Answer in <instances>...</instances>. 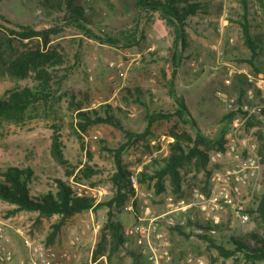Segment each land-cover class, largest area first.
I'll return each mask as SVG.
<instances>
[{
    "label": "rangeland",
    "instance_id": "rangeland-1",
    "mask_svg": "<svg viewBox=\"0 0 264 264\" xmlns=\"http://www.w3.org/2000/svg\"><path fill=\"white\" fill-rule=\"evenodd\" d=\"M42 1L0 0V14L5 16V19L0 17V34L4 32L8 35L0 36L7 38L2 52L3 60L15 57L37 43L36 40H21L9 30H18L20 25L43 29L57 23L56 15L47 12ZM122 1L84 0L94 9V23L89 26L101 36L106 34L117 38L121 44L101 43L79 33L74 27H62L59 34L51 36V44L58 48L63 62L49 68L52 86L49 100L32 106L20 122H0V171L9 166L32 167L36 175L31 186L33 195L55 191L57 179H62L80 195L92 197L93 190L96 202L112 196L111 177L116 165L108 149H116L125 142L124 133L104 123L94 124L86 132L81 131L76 124L79 107H82L81 110L94 108L102 111V106L110 105L123 126L136 133L144 131L150 112L171 114L175 110V102L168 92V80L171 78L168 61L174 39L173 29L165 24L159 14L135 11L133 3L128 7ZM200 1L207 2V10L192 17L186 26L188 46L183 51V61L175 79L176 88L186 99L202 132L209 138L217 135L224 124V115L230 112L223 94L235 98L239 105L262 106L249 119L243 132V136L258 143L261 156L258 187L248 201V208L252 210L250 221L245 225L240 224L232 209L227 208L220 211L221 222L215 226L217 231L212 235L227 246L230 235L241 236L253 244L254 240L249 236L252 231L264 236V219L258 212L264 190V52L258 58L262 70L256 72L246 61L250 51L244 43L240 24L245 11L243 0ZM245 1L250 11L248 16L253 24L252 31L264 35L263 0ZM133 36L137 38L134 45H122L126 39L132 40ZM244 68L246 72L242 71ZM249 77L253 78V82L249 81ZM226 79H230V82L227 83ZM35 84L33 76L12 78L0 71V97L9 90L34 87ZM250 89L253 90L252 95L248 93ZM138 94L141 101L136 99ZM235 116L240 118L242 112ZM172 124L173 121L168 119L155 121L147 142L140 141L123 154V165L130 171V177L136 176L139 188V194L134 192L121 206L122 213L132 217L133 223L130 224H146L149 216L170 211L172 203L180 205L181 201L190 202L194 189L205 194L209 191L200 189L205 174L195 169L183 170L188 192L180 197L172 192L168 178L167 189L160 194L155 191L154 181L149 178L140 180L141 172L146 170L153 174L154 168L163 164L162 159L168 155L169 144L174 141L170 134ZM54 126L60 128L65 156L75 167L68 168L73 170L72 175H67L66 166L52 156ZM214 151L209 150L208 167L214 169L211 178L217 171L224 173L232 168L227 160H212ZM87 164L96 170L90 177L81 172ZM104 189L106 192L102 191ZM251 190L252 184L244 186L243 197H249ZM149 194H153V197H149ZM127 206L133 210L126 209ZM13 209V205L0 201V220L7 223L5 228L20 225L27 228L31 235L45 240L53 224L59 220L56 215L40 218L36 212L12 213ZM196 210L190 208V212L199 214ZM105 214L106 210L102 208L97 212H83L68 220L60 231V243L88 224H101ZM198 224H203L200 218ZM189 226L191 229L186 230L190 233L189 238L173 233L171 227L158 226L157 233L165 232L167 240L171 242L169 246H172L173 252L170 253L175 263L191 257L202 258L206 264H247L242 256L222 257L215 249H205L206 244L197 237L192 225ZM137 239L142 240L139 236ZM163 241L152 238L155 245ZM18 244L23 245V241L18 240ZM146 244L142 241L138 248ZM179 248L185 251L180 258Z\"/></svg>",
    "mask_w": 264,
    "mask_h": 264
},
{
    "label": "trees",
    "instance_id": "trees-1",
    "mask_svg": "<svg viewBox=\"0 0 264 264\" xmlns=\"http://www.w3.org/2000/svg\"><path fill=\"white\" fill-rule=\"evenodd\" d=\"M122 3L128 7L133 3L135 11L159 14L165 24L173 29L174 39L168 61L171 69L168 92L175 102L174 112L171 114L160 111L150 112L147 116L146 128L143 132L136 133L127 130L123 126L122 120L115 116L110 105L102 106L100 108L102 111L94 108L81 110L82 107L77 109L76 116L78 120L76 124L81 131L86 132L94 124L104 123L120 129L124 133L125 142L116 149H108L114 157L116 171L111 177L113 194L105 201L96 202L91 196L78 194L67 181L62 179H57L55 191L33 195L31 186L36 175L32 167L9 166L0 171V201L13 205L12 213L28 211L36 212L40 218L55 215L59 217V220L53 224L47 239H44L47 245H58L60 243V231L68 220L83 212L91 210L97 212L99 209H105L106 214L98 232L94 259L106 255L110 264H122L124 262V257H121L119 252L123 249L127 239L125 227L132 219V217L130 218L121 211V206L135 192L130 181V171L123 165L124 152L140 141L147 142L155 121L159 119L172 120L170 134L173 136L174 141L169 144L168 155L162 159L163 164L159 168H154L153 174H149L146 170L141 172L140 180L149 178L154 181L155 191L160 194L166 191L168 178L172 186V192L180 197V195L184 196L188 192L183 170L195 169L204 172L205 177L200 184V189L206 191L210 189V179L214 172L213 168L208 167L209 150L214 149L217 151L225 147V136L229 124L237 113L231 111L225 114L222 119L223 126L215 137L209 138L202 132L187 105L186 99L178 93L176 88L175 79L183 61V51L188 46L186 26L192 17L201 11L207 10V2L200 0H123ZM242 3L245 11L240 23L241 31L244 43L250 51L246 61L256 72H260L262 67L258 65V58L264 52V35L252 31L253 24L249 20L248 14L250 11L247 2L243 0ZM261 3L264 14V0ZM41 4L47 12L56 15L58 18L57 23L43 29H36L31 25H20L18 30H9L13 36H18L21 40H36L37 43L34 47L19 52L9 60H3L2 52L7 38L0 37L1 73H5L12 78L33 76L36 83L34 87L25 86L9 90L3 97H0V122L5 120L20 122L32 106L49 100L52 87L49 68L63 62L62 54L57 51L56 46L51 44V36L59 34L62 27H74L79 33L101 43L121 44V41L117 38L106 34L101 36L89 26L94 23V9L90 5H86L84 0H43ZM0 17L5 19V16L1 14ZM0 36L8 35L2 32ZM136 39V36H133L132 40L126 39L122 45L132 46L137 42ZM136 99L141 101L140 94ZM59 130L58 126H54L51 153L58 163L66 166L67 175H72L73 170H68V168L75 169V167L70 164L65 156L64 143ZM262 149L264 159V141ZM81 172L90 177L96 170L93 166L87 164L81 169ZM248 211L251 212L252 210L248 208ZM258 212L264 219V190L260 196ZM189 225H192V222ZM172 228L173 233L184 234L182 235L185 236L184 238H189L190 233L186 232L185 227L176 226ZM249 236L254 240L253 244H250L241 236L230 235L229 246H227L210 234L197 235L201 242L206 244L205 249H215L219 256H242L247 264L264 262V236L255 231H252ZM138 241L142 243V240ZM205 252L207 253L206 250ZM184 254L185 251L180 250L179 258ZM126 256L132 257L137 264L141 259H144L142 254H137V250L132 247L127 249ZM79 264L89 263L84 260Z\"/></svg>",
    "mask_w": 264,
    "mask_h": 264
},
{
    "label": "built area",
    "instance_id": "built-area-1",
    "mask_svg": "<svg viewBox=\"0 0 264 264\" xmlns=\"http://www.w3.org/2000/svg\"><path fill=\"white\" fill-rule=\"evenodd\" d=\"M246 72L244 68L242 70ZM249 81L253 82V78L249 77ZM229 83L230 79H226ZM248 93L252 95L253 90ZM225 97L227 109L242 112L240 118L234 116L229 124L226 133V143L222 150L214 151L211 155L212 160H227L232 168L224 173L215 172L211 178L210 189L208 193H203L199 189L193 190V198L190 202H179L180 205H174L166 214L159 216H149L146 224H129L125 227V234L131 236H139L148 243L147 264H172V255L166 248L167 241H163L160 245L152 242L153 234L157 233L158 226L176 227L182 226L189 231L192 222L194 232L197 234L207 233L213 235L216 233L215 226L221 222L220 211L227 208L232 209L235 217L240 224L245 225L250 221L251 214L248 211V201L253 198L257 189V181L261 169V156L258 152L259 145L257 142L243 136L244 128L253 114L259 112L262 106H249L248 104H237L235 98ZM241 111V112H240ZM174 140V138H173ZM131 185L135 190V194H139L138 181L135 175L130 177ZM252 184V190L249 197H243L242 188L247 184ZM106 192V189L102 190ZM92 197H96V193L92 190ZM153 197V194H149ZM172 201V197L169 198ZM196 208L199 214L190 212V208ZM126 209L133 210L131 206ZM199 215V216H198ZM203 221L202 225H199ZM19 235L24 240L26 249V257L20 260V264H75L77 259V251L71 248H56L47 245L44 239L31 235L27 228H18ZM158 234V233H157ZM83 232L73 234L69 239V244L73 248H80L83 244ZM159 237V236H158ZM167 242V243H166ZM12 239L2 222H0V262H9L14 259L15 252L11 246ZM164 262V263H162ZM166 262V263H165ZM189 262L192 264H206L202 258H191Z\"/></svg>",
    "mask_w": 264,
    "mask_h": 264
},
{
    "label": "crops",
    "instance_id": "crops-1",
    "mask_svg": "<svg viewBox=\"0 0 264 264\" xmlns=\"http://www.w3.org/2000/svg\"><path fill=\"white\" fill-rule=\"evenodd\" d=\"M166 213L167 212H165L163 214H166ZM163 214H158V215H155V216H159V215H163ZM0 222H2L4 225H7V223L3 222L2 220H0ZM130 223H133V219H131L129 224ZM161 226H163V225H161ZM20 227L21 228H25V227H22L20 225L6 227L9 235L11 236V238H13L11 246H12V249L14 250V252H15V257H14L13 260H11L9 262H0V264H20V260L24 259L26 257V249H25V246H24V240L19 235V233L17 231V229L20 228ZM100 227H101L100 223H98L97 225H95V223L88 224L87 226L83 227V229L81 230V232H83V236H82L83 244H82L81 248H77L76 249V248H73L72 246H70L69 239L71 238L72 235L70 237H68L66 239V241L62 240V243H60V246H57V245H52V246H54L56 248H59V249L66 248V247L67 248L69 247V248H71L73 250L75 249L77 251L76 252L77 253V259L75 260V264H79L81 261H84V260H86L89 264H110L109 260H108V257L106 255H101V256L97 257L96 259H94V250H95L97 236H98V232H99ZM125 235L127 237L126 242H125V244L123 246V249L120 250V252H119V255L121 257H124L123 258L124 262L122 264H135L136 263V261L132 257L126 256L127 249L130 248V247H132L134 250L136 249L137 250V254L141 253L142 256H143L142 258L145 257L143 260L139 259L140 260L139 264H147V263H149L147 261V254H146L149 248H148L145 240H142V241H144L146 245H143V246L141 245V247L138 248V245L141 244L138 241L140 239H137V236H135V235H131V236H129L127 234H125ZM153 237H156L159 240L163 239V240L167 241L168 245H167L166 248L169 251H172V246H169V244L171 242L167 240L168 237H167L165 232L158 233V234L155 232L153 234ZM18 240H22L23 241V245L18 244ZM134 241L136 243L133 244ZM171 255H173V254H171ZM189 259H191V257L187 258L186 261H184V260L180 261L178 264H192L191 262H189ZM162 263H164V262H162ZM172 264H176V263L172 260Z\"/></svg>",
    "mask_w": 264,
    "mask_h": 264
}]
</instances>
